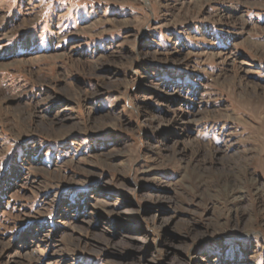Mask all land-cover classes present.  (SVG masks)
<instances>
[{"label": "rangeland", "instance_id": "374dc122", "mask_svg": "<svg viewBox=\"0 0 264 264\" xmlns=\"http://www.w3.org/2000/svg\"><path fill=\"white\" fill-rule=\"evenodd\" d=\"M0 264H264V0H0Z\"/></svg>", "mask_w": 264, "mask_h": 264}, {"label": "bare ground", "instance_id": "6f19581e", "mask_svg": "<svg viewBox=\"0 0 264 264\" xmlns=\"http://www.w3.org/2000/svg\"><path fill=\"white\" fill-rule=\"evenodd\" d=\"M7 36V35H6Z\"/></svg>", "mask_w": 264, "mask_h": 264}]
</instances>
